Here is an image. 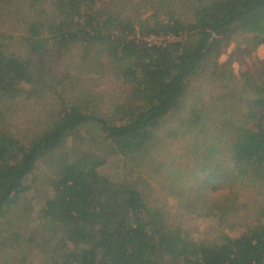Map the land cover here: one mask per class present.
<instances>
[{"label":"trees","instance_id":"trees-1","mask_svg":"<svg viewBox=\"0 0 264 264\" xmlns=\"http://www.w3.org/2000/svg\"><path fill=\"white\" fill-rule=\"evenodd\" d=\"M262 46L264 0H0V264H264Z\"/></svg>","mask_w":264,"mask_h":264},{"label":"rangeland","instance_id":"rangeland-1","mask_svg":"<svg viewBox=\"0 0 264 264\" xmlns=\"http://www.w3.org/2000/svg\"><path fill=\"white\" fill-rule=\"evenodd\" d=\"M235 43H233L230 47V49L228 50L227 54H225L220 61L222 63H224L225 61H227V59L229 58V55L231 54V52L235 49ZM257 57L258 59H263L264 58V47H260L258 52H257ZM258 63L256 60H251L247 62V67L255 69L257 67ZM235 71H236V75L240 76V70L241 67L238 64H235ZM205 87V85L201 86L199 89H203ZM198 89V90H199ZM206 95L205 96H209V92H212V89L208 88L206 86ZM126 91H128V86L125 84H122L121 81H119L117 79V77L114 74H109V76L107 77V79H105V83L102 87L101 90H99L96 94L97 97V103L99 102V104L101 105V108L103 110V113H105V115H108L112 113L113 108L119 104V103H123L124 101H126ZM207 97H205L206 99ZM195 131H191L186 133L184 136H182L181 138H172L168 139L166 141V148L168 149V154H173V155H178L179 157L182 155V159H178L182 165L184 164L185 166L187 164H189L190 162L194 161L196 159V157L201 156V154L206 151L208 148V145L211 144V142L214 141V132L211 129H205L204 131H201L199 134H196ZM200 136V137H199ZM198 137L199 143H200V148L199 151L194 149V146L196 142V138ZM165 157H169L167 156V152L163 153ZM113 170L115 168V161L113 162V165H111ZM234 191H230L229 189H226L225 191H223V194L226 196H229L233 193ZM252 197H254L253 193L250 194H245L244 192H242V195L240 194V201L245 200L246 202L248 201V199H251ZM167 205L168 207L175 211H177L176 209V205H175V201L174 199L168 198L167 200ZM33 213V219L36 220L38 219V213L41 209V203H39L38 205H36ZM177 213V212H176ZM193 219V218H191ZM194 221H196V219H194ZM196 224H199L201 226V222H195L194 225L196 227ZM241 232H234L232 233L233 237H237L238 235H240Z\"/></svg>","mask_w":264,"mask_h":264}]
</instances>
